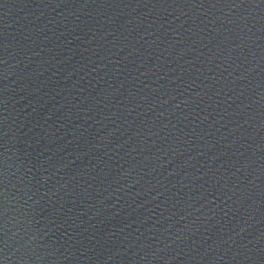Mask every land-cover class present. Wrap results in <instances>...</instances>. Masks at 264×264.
Instances as JSON below:
<instances>
[{
  "label": "water",
  "instance_id": "95a60500",
  "mask_svg": "<svg viewBox=\"0 0 264 264\" xmlns=\"http://www.w3.org/2000/svg\"><path fill=\"white\" fill-rule=\"evenodd\" d=\"M0 264H264V0H0Z\"/></svg>",
  "mask_w": 264,
  "mask_h": 264
}]
</instances>
